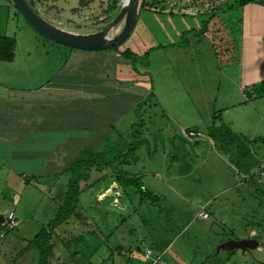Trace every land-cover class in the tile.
<instances>
[{"label": "rangeland", "instance_id": "obj_1", "mask_svg": "<svg viewBox=\"0 0 264 264\" xmlns=\"http://www.w3.org/2000/svg\"><path fill=\"white\" fill-rule=\"evenodd\" d=\"M82 1L86 0H35V9L54 25L69 32L82 34L96 32L117 15V12L110 16L106 14L112 0H93L91 4L99 3L92 8L81 7ZM206 20V16L164 17L140 10L133 32L119 49L121 51L128 49L137 57V75L148 80L153 95L148 91L149 93H145L140 100L135 98L138 104L150 95V100L135 113L134 108L137 104L132 110H127L130 103L132 104L133 95L135 97L139 94L136 92L132 96L117 97L115 101L108 98L94 104L91 100L86 103L89 107L85 109H90L91 105L93 109L91 115L101 120L104 129L107 128L109 142L116 141L119 133L124 140L127 139V133L131 132L132 125L141 122L144 125L136 151L139 161L125 166L124 170L141 176L148 185L156 183V186H152L156 192L168 196L166 185H172L178 191L195 197L199 206H192V217L208 199L213 202L211 210L220 225H211L212 221L208 220L198 221L196 225L213 226L216 232L212 248L214 256L209 260L201 256L200 247L207 245L208 242H205L203 237L195 236L193 228L180 238L177 235V228H172L171 235H175L176 239L174 238L173 249L165 255L168 264H264V184L258 185L259 182L257 184L256 180L243 182L242 179L246 176L243 169L230 155L222 154L217 147L204 146L202 144L205 143H202L199 147L202 151L198 152L195 140L190 144L185 142L188 139L185 134L190 131L201 130L206 133L213 113L220 111L223 123L248 145L254 158L258 162L264 159V145L252 146L249 143L264 139V96L255 102L254 100L246 102L237 91V86L228 85L225 79L220 85L219 72L213 68V65L217 67V64H214L215 58L212 47L207 44L208 39H202L205 43L200 45V48L192 46V43L189 46L185 42V37V41L179 45L175 47L169 45V42L176 38L174 29L184 33L200 27ZM217 25L223 27L222 30L228 28L223 19L219 20ZM122 26L120 25L118 30L121 31ZM0 35L14 38L16 41L13 61L0 62V110L9 107L8 115L12 119H22L19 117L22 108H15L19 105L17 103L24 104L23 111L27 115L29 113L32 115L30 121L32 127L38 125L44 117L45 128L46 126L52 128L31 137V140L43 142L38 147L42 150L47 147L45 150L51 155L72 139L70 135L72 131L68 130L70 121L73 122L83 116L76 115L73 118L70 114L64 116L65 112L60 110L57 113V102H66V99L61 95L62 100L57 97L55 101H50L48 93L56 92L50 86L59 84L62 78L72 75L71 72L77 69L91 71L93 74H100L102 71L99 76H103L112 70V63L114 58H119L118 54L110 53V50L103 52L73 50L54 43L38 34L8 0H0ZM198 35L201 33L198 32ZM186 36L191 42L192 35ZM196 38L200 39L198 36ZM198 72L200 77L203 76L198 82L202 80L207 86L204 90L193 85L198 84L194 78ZM78 78L80 80L83 76ZM191 85L193 87L189 90ZM28 99L30 107H27ZM12 103H16L17 107L10 106ZM62 109L65 111V107ZM37 113H41L42 116H36ZM110 125L114 130L109 128ZM54 127L59 128L60 132L56 133ZM58 134L64 138L62 141L58 139ZM80 135L79 137H82ZM126 141L130 143L129 139ZM206 144L208 145V142ZM29 147L30 144H27L26 148ZM7 148L8 144L3 146V149ZM49 161L39 164L32 161L17 169L5 165L0 169L2 171L0 213L6 215L13 209L20 222L19 229L5 233L6 241L10 244L7 242L3 245L1 243L3 239H0V264H38V256L33 248L16 260L17 254L26 246L28 240L55 217L63 203L70 179L69 174L62 173L60 169L62 164ZM21 172L30 175L25 181L28 188L22 192L14 187L17 191L15 193H18L14 196L13 191H8L12 184L4 185L1 182L2 176L13 178L17 174L19 176ZM108 174L107 171L91 172L89 191L85 190L81 194L78 212L88 215L92 210L98 194L109 187V179L106 178ZM252 174H256L255 170L247 177L251 179ZM87 186L84 185V188ZM125 189L131 200L138 203L139 196L135 189L131 186ZM13 197L17 199V204L11 202ZM105 204L100 209L103 216L107 209ZM109 213L111 215L107 221L110 222L111 228L117 225L119 216L115 211ZM77 221L78 219L72 218L67 224L59 226L56 230L57 236L71 239L86 231L87 227L83 224L76 225ZM159 223H162L161 219ZM169 226L171 228V225ZM251 231L262 236L259 248L246 252L238 250L233 256L226 249H219L221 244L218 243L223 239L243 240L249 237ZM2 232L3 228L0 227V233ZM88 239L80 246L84 258H80L79 263L86 259ZM74 249L75 247L72 250ZM179 253L181 257L178 256Z\"/></svg>", "mask_w": 264, "mask_h": 264}, {"label": "crops", "instance_id": "obj_2", "mask_svg": "<svg viewBox=\"0 0 264 264\" xmlns=\"http://www.w3.org/2000/svg\"><path fill=\"white\" fill-rule=\"evenodd\" d=\"M259 1H262L263 4L257 2L248 3L239 10V14L241 17L240 31L230 38L232 41L229 46V48L231 49L229 53L230 60H228V63L223 66L219 65L214 55V64H217V67L213 65V68H215L216 71L219 72L220 85L225 79L227 80L228 85L237 86V91L241 93V96H243L244 100H246L244 95V92L246 90L252 89L254 87L264 86V0ZM98 3H93L87 8H92ZM147 13L159 16L151 12ZM162 16L165 17L166 15ZM201 29L202 25L195 29L185 31V34L178 32L177 29H174L176 38L174 39V41H170L169 45L175 47L179 45V43H182L183 40L185 41V37V42L188 43L189 46L192 43V46H197L200 48V45H203V43H205L202 39L210 40L209 37H207V34L198 35V32L200 33ZM192 32H194V34ZM186 34L192 35L190 39L191 42L188 41L189 38H187ZM196 36L200 37V39L196 38ZM207 44L212 47L210 41L207 42ZM211 49L214 54L213 47ZM198 51L200 52V50ZM110 53H108V55H111ZM115 59L119 61V58ZM79 71L81 70H75V72L77 73H80ZM72 73L73 72H71V74ZM115 75L118 80V85L119 83H121L122 85L119 86L120 90H132L143 95L150 92V94L153 95L152 87L148 85V80L138 76L137 73H134L130 66L121 64L118 65L116 67ZM71 76H76L77 78V76L83 75L72 74ZM201 77L203 76L201 75ZM201 77L199 76L198 72L197 76H195L194 78L197 79L198 82V79H200ZM78 80L79 79H76L75 81L69 80L67 81V85H65L66 82L62 81V84L60 82L59 85H71V88H74V90H78L80 87H84L80 84L85 83L84 80ZM91 83L92 85L89 84V86L87 87H93L94 83L92 81ZM105 84L106 86L108 85V83H103V86H100L105 88ZM193 85L201 90H204L207 87L202 80H200L198 84L193 83ZM193 85H191L190 88L188 87L189 90L192 89ZM220 87L221 86H219V88ZM69 94L73 95V93ZM253 102H255V100ZM59 103L57 102V104ZM17 104H19L18 107L16 103H12V105L10 106L14 108L17 107L15 109L22 108V114H20L19 116L22 119H12V117L8 115L9 107L5 110H0V169H2L1 167L5 165L12 169H17L19 166H25L26 163H32V161L36 164H39L46 160H50L49 162L51 163L62 164L60 169L63 170L66 167L67 162L75 158L81 151L83 145L80 138L84 136H98L100 134L99 132L107 134V128H103V130L101 131L94 128L84 130L83 127H76L75 131H72V134L69 133L72 139L68 140V144H64V146H61L59 150H57V152L53 151V153L50 155V152H47V150H45L47 147H45L43 150L41 147H38L39 145H42L43 142H35V140H31V137H36L38 136V134H41L42 131L50 129L52 127L47 128L46 126L45 128V120H43L44 117L38 125L32 127L30 123L32 115H30V113L27 115L23 111L25 107L24 104ZM60 104H64V102H61ZM30 105L31 103L28 99L27 107H30ZM59 110L61 112H65L64 115H72V118L76 115H84V118L86 117V120H89L88 122H93L95 120V116L91 115V109H81L80 112V110H78L77 108H72L71 111L68 112L67 110L63 111V109L59 107L57 113L59 112ZM35 115L42 116L41 113H37ZM10 120H13V122L11 123ZM78 120L81 119L79 118ZM78 120L74 121L76 122ZM54 129L56 133L60 132L59 128ZM195 131H198L205 135V133L201 130H194L193 132ZM73 134H77L78 136H72ZM79 134H81L80 136L82 137H79ZM58 139L62 141L64 138L61 137L60 134H58ZM194 140V144H197L196 149L198 150V152L202 151L201 149L199 150V147H201L202 145L215 147L214 143L209 138H207L206 135L205 138L198 139V141L197 139H187L185 140V142L190 144L191 141ZM206 142H208V145L206 144ZM6 144H8L7 150L3 149V146ZM27 144H30L29 149L26 148ZM32 144H34V146L36 147H32ZM59 146L60 145H58V147ZM257 170L258 169H255V173L257 172ZM1 172L2 171H0V173ZM2 177L3 179L1 180V182L4 185L9 186V183L12 184V188L9 187L8 191H13V194H15L14 196H17L18 194L15 193L16 190H14V187H16L17 190H22V192L28 188L26 187L27 183H25V181L28 180L30 175L26 174L25 172H21L19 173V176L17 174V176H14L13 178H10V176L6 177V175H3ZM35 177L37 178V176ZM245 177L246 179L248 178L247 176ZM108 179L109 187L98 194L96 202L93 207H91L92 210L88 213V215H84L77 210L76 216L73 217L78 219L76 225L80 226L81 224H83L87 227L86 231L79 233L76 237H71V239L60 236V238L64 241L70 240L72 242V245L70 247L71 253L76 252L77 255L73 260L70 259L69 253L60 245L58 246L55 257L57 264H149L148 261L144 258V252L146 250L149 249L153 250L154 252L163 253L165 258V255L173 249V243L176 237H174L175 235H171L172 228H177V235H179V238L182 237L183 234L186 233V231L193 228L195 236L203 237L206 240L205 242H208L207 245H201V256L207 258L208 260L209 258H211V256H214L212 248L214 246L213 239L215 238L216 232L212 228L213 226L210 227L207 225H196L198 221L207 220L210 222L212 221L211 225H220L219 222L215 220L214 212L211 210V207H213V202L211 201V199H208L204 205L200 206L198 212L194 215V217H192V206H199L197 199H195V197L188 196L187 194H185V192L178 191L172 185H166V191L168 193L167 196L165 193L164 195L163 193L156 192L154 190V187L152 186H156V183L151 186L146 184L144 180H141L144 189L149 190L154 195H159L160 204L157 205L149 202H141L140 198L138 203H135V201H132L126 193V189H123L118 182L111 180L109 177ZM87 185L88 186L86 187V190L89 191L90 185L88 183ZM11 202L17 204V199L15 200V197H13V201ZM104 204L107 207L106 212L104 213L105 216H103V212H100V209H102ZM203 209L210 216V218L207 220L199 216V213ZM108 210L117 212L119 216V222L116 226L111 228L109 227L110 222L107 221L108 216L111 215ZM9 212H14L15 216L17 217L15 210L11 209ZM157 214L159 217L157 216ZM160 219L162 220L163 224L159 223ZM163 221H165L166 223ZM169 225H171V228ZM19 227L20 222L18 229ZM168 232L171 236L168 235ZM255 235L256 233L254 231H251L249 237L243 239H252ZM87 239L89 240V242H87L88 249L86 251V259L83 260L82 263H79L78 260L80 258H84L80 246L85 243ZM229 240L232 239H223L218 244H223ZM7 242L8 241H6L5 236L1 243H3V245H6ZM8 243L10 244V242ZM74 247L75 249L72 250ZM235 251L238 250L231 251L233 252L231 254L232 256L234 255ZM178 256L181 257V254L179 253Z\"/></svg>", "mask_w": 264, "mask_h": 264}, {"label": "trees", "instance_id": "obj_3", "mask_svg": "<svg viewBox=\"0 0 264 264\" xmlns=\"http://www.w3.org/2000/svg\"><path fill=\"white\" fill-rule=\"evenodd\" d=\"M8 1L11 2V0ZM27 1L31 7L35 9V2L32 0ZM92 2L93 0L82 1L81 7H88ZM119 2L120 0H112L106 10V14L110 16L112 13H118L120 10V5H118ZM253 2L263 4L262 1L259 0H141L140 10L166 16H206L207 20L203 22L200 33L201 35L207 34V37H209V41L212 44L215 58L218 64L223 66L228 63V60H230L229 53L231 48H229V46L232 41L230 38L240 31L241 17L239 10L244 5ZM233 12L236 14L232 15ZM115 16L116 15H114L113 18ZM222 19L223 21H226V27H228L225 30H222L223 27L220 28L221 26L217 25L219 20ZM15 45L16 41L14 38L0 35V62L13 61L15 55ZM109 52H114L118 54L119 57V61L114 58L115 60L112 63V70L107 71V74L103 76H99L102 74V71L100 74H93L91 71L84 70L79 71L80 73L73 72V75L79 74L84 76L78 80L85 81V83L80 84L84 87L74 90V88H71L70 84V86L52 84L50 87L54 91L56 90V92L53 94L50 92L48 93L49 96L47 97L49 100L55 101V98L58 97L57 99H59V97L63 95L65 96L64 98L66 99V102L64 101V104L61 105L57 104L58 108L60 106V108L65 107V110L68 112H70L72 108H77L81 112V109L87 108L88 105H86V103L91 100H93L94 104H96L97 102H102L108 98L115 101V98L122 95L132 96L133 93H135L134 91H123L119 89V86L122 85L121 83L118 85L115 73L116 67L120 64L130 66L134 73H138V69L136 68L137 57L134 56L128 49L121 51L119 46L111 49ZM76 79H79L78 76L76 78V76L67 75L62 78L61 84L63 81L66 82L65 85H67V81H75ZM91 81L94 83V86L87 87L89 84L92 85ZM103 83H108V85L106 86L105 84L106 87L103 88L100 86H103ZM69 93H73V95H70ZM150 95L147 96L145 101H141L138 104V101L136 100H140L143 97V94H137L135 97L133 95L132 104L130 103L127 111L130 109L132 110L136 104L137 106L134 108V113L138 111L139 108L143 107V105L150 100ZM244 95L246 102L259 99L264 96V86L246 90ZM79 104H81V107H79ZM80 119L81 120L76 121V123L75 121H70L71 124L69 123V130L75 131L76 127H83L84 130L92 128L99 129L101 131L103 130L104 124H101L100 119L95 118L93 122H88L89 120L87 121L86 117L84 118V115L83 117H80ZM109 128L114 130L112 125H110ZM143 128L144 125L142 122L131 126V132L127 133V139L130 140V143H127V139L124 140V137L120 133L118 135V139L114 142H111L112 140L109 142L110 136L101 132H99L100 134L98 136H84L80 138L83 145L81 151L75 158L69 160L66 167L61 170L62 173L70 175L63 203L59 206L55 217L48 223V225L42 228L31 240L27 241L26 246L17 254L16 260L23 256L29 249L33 248L36 250L38 256V264H57L55 257L58 246L60 245L69 253V258L72 260L74 259L77 253H71L70 247L72 242L70 240L64 241L59 238L56 234V230L59 226L67 224L73 217L76 216L80 196L86 190L84 185L89 182L91 172L93 170L109 172L106 178L109 177L111 180L118 182L123 189L127 186L133 187L135 192L139 195L141 202H149L152 204L159 203V197L157 195H154L149 190L144 189L141 177L135 176L127 170H124L125 166L139 161V158L136 156V151L138 150V143L140 141ZM205 135L214 143V146L217 147L222 154L224 153L226 155H230L234 159V162L243 169L246 176H249L253 170L259 167L260 162L254 158L248 145L245 144L242 139H240L223 123L220 111L213 113L210 126L207 128ZM249 143L252 146L257 144L264 145V139L253 140ZM250 177L251 179H246V177H244L242 181L256 180L257 184L259 182L258 185L264 184V177L261 178V181H259L256 174H252ZM0 227L2 226L0 225ZM253 238L260 241L262 236L256 233ZM232 253L233 252H230V255Z\"/></svg>", "mask_w": 264, "mask_h": 264}, {"label": "water", "instance_id": "obj_4", "mask_svg": "<svg viewBox=\"0 0 264 264\" xmlns=\"http://www.w3.org/2000/svg\"><path fill=\"white\" fill-rule=\"evenodd\" d=\"M11 2L27 23L44 38L73 50L103 52L120 46L130 37L138 20L141 0L126 2L122 0L119 12L109 24L96 32L86 34L69 32L54 25L38 14L27 0H11ZM120 25H123L121 31L118 30ZM4 221V215L0 214V225ZM258 246L259 242L252 238L229 240L221 244L219 249H226L229 252L234 250L246 252L255 250Z\"/></svg>", "mask_w": 264, "mask_h": 264}, {"label": "built area", "instance_id": "obj_5", "mask_svg": "<svg viewBox=\"0 0 264 264\" xmlns=\"http://www.w3.org/2000/svg\"><path fill=\"white\" fill-rule=\"evenodd\" d=\"M32 1L35 2V0H32ZM35 4H36V2H35ZM38 14H40V13L38 12ZM185 136L189 140H191V139H197L198 140V139L205 138V136L202 133L193 132V131L186 133ZM256 175L258 176L259 181H261V178L264 177V159L260 162L259 169L257 170ZM199 216L205 220L210 218L209 214L206 213L204 211V209L199 213ZM4 218H5V221L1 225L3 227V231H4V232L0 233V239L1 240L5 238V233L12 231V230L18 228V226H19V222H18L17 217L15 216L14 212L7 213L6 215H4ZM144 258L148 261L149 264H168L164 258L163 253L154 252L153 250H149V249L146 250L144 252Z\"/></svg>", "mask_w": 264, "mask_h": 264}, {"label": "bare ground", "instance_id": "obj_6", "mask_svg": "<svg viewBox=\"0 0 264 264\" xmlns=\"http://www.w3.org/2000/svg\"><path fill=\"white\" fill-rule=\"evenodd\" d=\"M125 2L127 1V0H124Z\"/></svg>", "mask_w": 264, "mask_h": 264}]
</instances>
